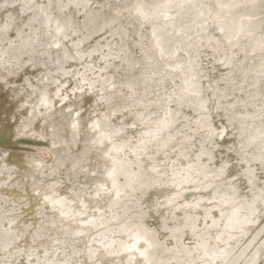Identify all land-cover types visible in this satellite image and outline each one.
Segmentation results:
<instances>
[{
	"label": "bare ground",
	"instance_id": "6f19581e",
	"mask_svg": "<svg viewBox=\"0 0 264 264\" xmlns=\"http://www.w3.org/2000/svg\"><path fill=\"white\" fill-rule=\"evenodd\" d=\"M3 2L4 0H0V4ZM165 2L166 0H11V3L15 4L14 8L9 7L7 12L0 8V235L4 233V230H8L9 242L14 241L7 252L0 250V259L8 257L18 260L19 264H28L29 250L39 247L40 252L33 253L32 257V264H35L36 255H40L43 259L45 245L51 253L50 258L58 260L71 257L73 247L83 248L87 237L73 235L80 224L73 221L61 223L58 213L53 212L50 205L44 204L42 195L35 194L36 190L42 194L47 192L48 186L53 184L57 185L55 190L60 196L75 199L74 194H80V198L88 205L86 218H91L92 209L99 206L105 215V222L112 220L115 216L120 222L127 221L130 228H135L140 222V213H146L143 223L145 227L154 230V234L147 237L153 244L149 251L150 256L157 261L188 259L183 254L177 255L176 249L179 248L183 253V247H180L173 233L167 231L168 228L175 226L169 210L160 209L161 213L167 216V225L155 211H149V208L154 207L153 201L157 197L163 201L164 195L175 193V188L161 186L142 192L139 184L134 185L135 191L132 188L122 187L124 195L115 203L111 213L107 211L109 203H112L111 198L102 196L99 201L92 198L95 195L96 182L104 179L102 165L105 162L100 158L99 146L91 143L96 139L97 133L93 132L89 125L97 119L93 111H103V106L96 105L95 94L87 91L77 92L75 97L65 93L69 95L66 101L60 100L55 95L54 81L66 80L59 75L61 68L67 70L79 68V62L64 60L65 50L70 56L75 53L76 49L73 45L76 41L83 42L84 50L97 47V42L105 47L108 43H112L114 52H119L121 48L125 50L122 55L128 63L121 67L120 62L117 61L108 74L112 75L116 72V67H121V71L116 73V83L119 85L123 82L122 78L127 76L128 81L136 85V99L148 105V110L136 108L134 111L145 112L146 119L153 113L158 114V116L153 115L154 121L163 117L162 109L166 106L163 98L171 95L173 89L176 94L184 96L185 104L182 108L172 105L177 124L171 130H178L176 134L178 132L182 134L177 135L176 140L168 148L171 154L170 159L178 160V168L186 167L188 163H195L196 155L203 150L205 155L200 163L207 165L208 176H211L215 168L219 167L220 158L229 163V171L232 175L246 174L244 170L248 165L238 163L235 155L228 152V147L237 141L238 118H246V123L253 130L256 138L254 143L259 142V116L261 108L264 107V76L260 75L264 66V53L260 51L256 42L264 36V28H262L264 12H261L259 7L252 8L250 6L252 0H224L225 3L242 5L240 8L232 9L230 14L225 13L229 23L233 27H238L241 16L251 17V19L246 18L243 23L245 28L253 33L248 35L245 32L236 41L237 47L233 49L236 56L233 68L229 70L212 60V53L206 48L201 50L199 56L196 55L194 47L198 31L196 24L200 22L197 19V10L190 7L183 9L176 7L177 4L186 3L187 0H172L173 7L169 15L175 19L167 21L166 28L164 21H160L157 26L160 48L164 49V57L160 56V48L156 47V41L152 36L154 21H145L138 15L137 7L142 6L141 10L151 17L155 12V5ZM195 2L198 4L201 0H195ZM204 2L214 5L215 0H204ZM256 2L259 3V0ZM25 4L28 5L27 8H24ZM40 5L44 7L41 8ZM22 8L23 11H21ZM8 12L16 18V23L5 33L2 26ZM57 22L66 27L64 35L68 37L64 39L62 35L59 38L60 48L50 46L53 45L56 37ZM178 32H180L179 35ZM188 36H192L193 41H189ZM185 52H189L190 55H185ZM189 59L194 62L192 66L188 64ZM137 64L139 68L134 67ZM178 64L183 65V69L173 71ZM130 65L133 66L131 69ZM146 70L149 74L155 73L150 75L147 84L142 78L139 81L132 80L133 76L142 77ZM193 71L197 77L194 82H198L201 86L202 95L199 97L189 96L182 91L185 87V78H190ZM227 71L234 73L231 77L237 85L234 90L230 82L216 83ZM200 73H203V76ZM71 82L74 83V79ZM241 84L242 88L239 87ZM33 88L36 92L32 91ZM216 89L220 92L227 90L225 98L220 100L222 107L219 111L216 109L215 102L210 100L213 95L219 98ZM45 91L48 94L50 108L40 104V96ZM120 91L127 94L126 89H116L117 93ZM158 97L161 98L159 105L149 104V101H157ZM201 100H209L206 112L200 107ZM119 103L123 106L125 103L131 105L132 102L121 98ZM231 104L236 105L235 109L228 107ZM68 108H72L73 111L69 113ZM76 112H80L79 117L76 116ZM176 112L179 113L178 116L175 115ZM125 117L126 122L134 119L133 115L125 113L124 117L118 116L114 119L113 124L119 126V120ZM205 117L207 120L204 119ZM230 119L232 123H229ZM74 122L78 123V129L72 128ZM209 128L219 135L209 139ZM17 129H21L19 134ZM169 131L163 133V138L168 136ZM126 135H131V132ZM115 139L119 143L124 136ZM173 147L186 152V156L191 159L181 157L179 152L172 153ZM208 155L213 157L214 164H209ZM128 158L135 161V157ZM161 159H164L163 155L157 157L158 161ZM76 162L88 168L89 172L85 173L79 169L72 172V166ZM98 164L101 167L98 168ZM168 167L170 169L171 165ZM253 167L258 166L253 165ZM197 170L200 171V169ZM91 171H96L97 176L93 177ZM128 171L136 172L138 169L133 167ZM150 175L157 180L163 179L156 177L155 174ZM204 176L203 171L199 176L193 175V183L186 185L183 191L184 199L177 198L178 204L201 201L200 209H180L177 212L179 217H183L185 211L200 216L201 219L197 225L199 228H203L205 224L203 209L213 207L208 203L211 189L201 183ZM227 178L231 179V176ZM118 182L123 186L125 177L120 175ZM260 187L258 179L254 187L247 182L243 187L238 184L237 191L243 196L242 198L234 196V199L247 198L251 201L254 194L259 195ZM73 207L79 210V205ZM239 207L241 208L239 217L243 219L247 212L243 211V203ZM209 215L211 218L220 219L219 212L214 208ZM9 221H13L11 228H9ZM211 222V219L207 221L209 225ZM115 225L116 221L113 220L109 226L115 227ZM65 227L69 230L67 236L61 231ZM38 229L43 230L41 235L45 239L33 244V234ZM84 230L89 231L88 228ZM91 231L95 233V229ZM217 231L224 233L222 239L227 241V243H220L219 247L231 246L235 249L237 244L240 245V250L236 251L233 259H241L240 251L251 258L259 250L258 264H264V248L261 247L264 241L259 237L258 226H246L247 235L244 237H240L239 230L233 232L232 234L239 239L232 241H228V234L223 228V223L219 229H210V234L214 237ZM56 238L62 243L54 244L53 239ZM114 238L131 243L127 235L117 234ZM182 238L184 246H193L191 232H187ZM253 238L255 243L252 242ZM76 240L80 243L73 244ZM212 243L215 244L216 241L213 240ZM65 245H67L66 249ZM138 247L143 249V243L141 242ZM55 249L60 250L58 255ZM128 255L122 252L121 256L109 259L121 260L126 264ZM132 255L136 256L135 264H143L138 253L133 252ZM196 258V256L191 257V259Z\"/></svg>",
	"mask_w": 264,
	"mask_h": 264
},
{
	"label": "snow or ice",
	"instance_id": "6c2138e0",
	"mask_svg": "<svg viewBox=\"0 0 264 264\" xmlns=\"http://www.w3.org/2000/svg\"><path fill=\"white\" fill-rule=\"evenodd\" d=\"M51 5H49L50 7ZM247 6V5H244ZM252 8H257L264 12V0H252L250 5ZM9 7L14 8L15 4L11 3V0H4L0 4V8L7 12ZM28 5L25 4L24 8ZM41 8L44 5H40ZM172 0H166L165 3L155 5V12L150 17L147 13H144L141 9L142 6L137 7V13L145 21H154L152 24V36L156 41V47L160 48L159 37L157 36V26L160 21H164V27H168L167 21L174 20L175 18L169 15V11L172 9ZM178 8L190 7L197 10V19L200 21L196 24L198 31L196 32L194 47L196 55L201 54V50L206 48L212 53L211 59L217 64L223 66L225 69L231 70L233 68V61L235 59L236 53L233 51L237 47L236 41L241 37V34L247 32L248 35H252L251 31L245 28L243 21L251 19V17H240V24L238 27H233L225 13H231L232 9L240 8L242 5L237 3H225L224 0H215L214 5L209 2H204L201 0L200 3H196L195 0H187L186 3L177 4ZM63 10V5H61ZM23 11V8L21 9ZM119 14V13H118ZM259 19V17H257ZM16 23V18L8 12L3 19V31L7 33L10 27ZM264 28V26H262ZM56 37L54 38L53 45L56 48H60V37L63 35L64 39L68 37L65 34L66 27L60 25L57 22L56 26ZM75 34V33H74ZM178 35L180 32L177 33ZM189 41H193L192 36H188ZM82 41L74 42L73 47L76 49L73 55H69L67 50L64 53V60H72L74 62H79V68H74L71 70L61 68L59 75L66 78L65 81L57 79L54 81L56 85L55 95L62 101L69 99V95L65 93H70L72 97H75L77 92L84 93L87 91L90 94H95V104L98 106H103V111H93V115L97 119L89 125L93 132L97 133L96 139L92 140L94 146L98 145L100 148V158L105 162L102 165L103 168V181H97L94 186L95 195L93 199L100 200L102 196H107L112 199V203H109L107 211L112 212V208L115 203L118 202L124 193L122 192V187L124 189L132 188L133 191L136 190L134 185L139 184V188L143 192L144 190L154 188V187H165V188H175L176 191L173 195H164L163 201L157 197L153 201L154 207L149 208V211H155L167 225V216L161 213L160 209L165 208L169 210V214L172 217L174 227L168 228L167 231L173 233V236L178 240L180 247H183V253L180 249H176L177 255H185L188 259L184 261L179 260H167V261H157L154 257L150 256L149 251L153 247V244L148 240L149 235L154 234V230L145 227L143 221L146 213H140V222L135 226V228H130L128 222H120L118 217L113 216L112 220L105 222V215L99 206L92 209L93 215L91 218L88 217V205L85 204L84 200L80 198L79 193H75V199H69L67 196H60L55 190L57 185H49L48 191L41 193L39 190L35 191L37 196L42 195L43 202L45 205H50L51 210L58 213L61 223L67 221H73L80 224V227L74 230L73 235L76 237H87L84 241L83 248H72V256L66 259H55L50 258L51 253L48 251L47 246H44L43 259L40 255H36L35 264H125L121 260H110L112 257H119L123 253H128V259L126 264H135L136 256L132 255L133 252L138 253L139 257L142 259L143 264H258V258L260 256V251L258 250L253 254L251 258L247 257V254L240 251V260H235L232 257L236 254V251L240 250V245L237 244L236 248L231 246L227 248L219 247L220 243H227L223 241L222 237L224 233L217 231V234L213 237L210 234V229H219L220 225L223 223V228L228 234V241L238 240L239 238L234 236L232 233L239 230L240 237L247 235L246 226H258L259 227V237L264 241V188H260L259 195H253L251 202L247 203L248 212L247 215L240 219L239 208H233L231 212L226 213L223 210V206H228L235 203L234 196H228L226 194L217 195L212 194L211 199L208 200L209 205L213 207L204 208L203 219L205 221L204 227L199 228L198 222L201 217L191 214L185 211L183 217L177 216V212L180 209H200L201 201L196 200L195 203H184L178 204L177 198L183 200V191L186 185L193 183V175L199 176L201 171L204 172L205 178H207V165L200 163L202 157L205 155L203 150L200 154L196 155L195 163H188L186 167H177L178 160L170 159V153L168 151L169 145L176 140L177 135L182 133H177L176 135H168L163 138V133L171 130L177 124L174 118V110L172 105L175 104L178 108H182L185 104V99L183 95L176 94L175 89L173 93L168 95L165 100L166 106L163 107V117L153 120V113L145 118V112L134 111L136 108H144L145 111L148 110V105L143 104L141 101L136 99L137 87L134 83L129 82L127 76L122 78L119 85L116 83V73L121 71V67L127 64V59L124 58L122 53L124 49L121 48L119 52H114V45L108 43L105 47L104 45H98L90 50L82 49ZM260 51L264 53V36L256 42ZM192 46V45H190ZM185 55H190L189 52H185ZM160 56L164 57V49L160 48ZM219 57V59H217ZM119 61L121 67H116V72L109 75L111 68ZM193 60L189 59V66L193 65ZM130 69L133 67L129 66ZM135 68H139V65H134ZM183 65H177L173 71L182 70ZM215 70V69H213ZM150 75H155V73L149 74L147 70L142 74V77H132L133 81H139L141 78L144 83L147 84ZM203 76V73H200ZM234 75L232 71L224 72L221 75V80L216 83L230 82L235 89L236 81L232 80L231 77ZM247 75V73H245ZM260 75L264 76V66ZM46 79V77H45ZM74 79V83L71 80ZM197 80L196 75L193 74L190 78H185L183 92L187 93L189 96H201V86ZM240 88L243 85H239ZM126 89L127 94L124 91L116 92V89ZM36 92V89H32ZM226 91L219 93V98L216 95L210 97V100L215 102L216 109L219 111L222 107L220 100L225 98ZM111 93V94H109ZM125 101H131V105L125 103L123 106L120 105L119 99ZM161 98L158 97L157 101H149V104L159 105ZM209 100H201L200 107L203 111H207V105ZM40 104L45 107H51L49 103L48 94L45 91L40 96ZM228 107L235 109L236 105L231 104ZM69 113L73 111L72 108H68ZM261 112H264V107L261 108ZM131 114L134 116L129 122H126V117L119 120V126L113 124L114 119L118 116L124 117V114ZM175 115H179L178 112ZM76 116H80V112H76ZM207 120V118H204ZM232 123V120H229ZM154 126H151L153 125ZM79 125L77 122L72 124L73 129H78ZM26 131V129H25ZM21 129H17L19 134ZM131 132V135H126V133ZM209 139H212L215 135H219L213 129L209 128ZM124 136V139L119 143L116 142L117 137ZM255 139V138H254ZM259 139L264 140V133L261 134ZM183 143V142H182ZM107 145V146H106ZM179 152L181 157L191 159V157L186 156V152H181L179 149L173 147L172 153ZM116 153V155H113ZM126 153V154H125ZM123 154V155H122ZM87 155V153H85ZM163 155L164 159L157 160V157ZM135 157V161L130 160L128 157ZM209 164L214 163L213 157L208 155ZM259 163L262 168H264V155L260 157H253L251 160H239L238 163L241 165L247 164L248 167L244 170L248 176V184L255 186L257 182L256 168L252 166L253 163ZM158 164L160 166H158ZM169 165L171 168L169 169ZM101 167V165H97ZM135 167L138 169L136 172L128 171ZM230 165L227 161L221 159L219 162V167L215 168L212 172L218 179H224L231 176L232 180L236 179V176L232 175L229 171ZM79 169L82 172H89L88 168L82 167L80 162H76L72 166V172H76ZM197 169H200L198 171ZM150 174H155L156 177H162L163 179L157 180ZM93 177L97 176L96 171H91ZM123 175L125 177V183L122 186L118 182V177ZM232 180H228L229 185L232 184ZM264 183V181H261ZM83 187V185H82ZM207 188L214 187L213 185H207ZM199 189H197L198 191ZM233 192L236 191L235 188L232 189ZM251 191V189H250ZM247 202V198H245ZM74 205H79V210L74 208ZM213 208L219 212L220 219L210 217V213ZM211 219V225L207 221ZM116 221L115 227H110L109 225L112 221ZM226 221V222H225ZM13 221H9V228L12 227ZM56 220H53V226L55 227ZM98 225V227H97ZM88 228L89 231L84 229ZM95 229V233L91 231ZM103 229V231H101ZM142 230V231H141ZM42 229H38L36 233L33 234V244H37L38 241H43L45 237L41 235ZM61 231L68 235V228H62ZM187 232H191L193 236V246L186 247L183 242V235ZM117 234L127 235L131 243H126L125 241H119L114 237ZM52 239L51 237H48ZM215 240L216 243L213 244L212 241ZM143 243L144 247L141 249L138 247L139 244ZM253 243H255V238H253ZM53 243L56 245L62 242L56 238L53 239ZM80 241H73V244H79ZM264 248V245H261ZM67 245H65V249ZM57 255L59 254V249H55ZM169 251H173L169 249ZM40 248H32L28 252V264H32L33 253H39ZM202 253V255H201ZM67 256V251H65ZM196 256V259H191V257ZM83 257V259H80Z\"/></svg>",
	"mask_w": 264,
	"mask_h": 264
},
{
	"label": "clouds",
	"instance_id": "9594fccd",
	"mask_svg": "<svg viewBox=\"0 0 264 264\" xmlns=\"http://www.w3.org/2000/svg\"><path fill=\"white\" fill-rule=\"evenodd\" d=\"M85 40H87V37H85ZM98 45H99V42H97V46ZM259 120H260L259 137H260L261 134L264 133V112L260 111ZM238 122H239V128L237 129V133H236L237 141L228 147V152L233 153L235 155V158L238 161L239 160H251L253 157L258 158L261 155H264V140H261L258 137L259 142L254 143V140L256 138L253 135V130H251L249 125L246 123V118H238ZM176 131L178 130H170L168 135H176ZM220 159H223V158H220ZM253 165L258 166L256 167L257 179L259 180V183L261 185L260 188H264V183H261V181H264V168H262L258 162L253 163L252 166ZM228 180H232V177L231 179H228L227 177L224 179H218L214 175H211V176L207 175V178H205L204 176L201 179V183L204 186H207V185L214 186L210 188L211 196L209 199H211L213 193H216L217 195L228 193L229 194L228 196H240L242 198L243 194L237 191V185L239 184L241 187L244 186L245 182H247L248 180L247 173L244 175H237L236 179L232 180L231 185H229V183L227 182ZM233 188L236 189L235 192L232 191ZM250 202L251 201H248V200L246 202L243 199L242 200L235 199V203L233 204H230L228 206H223V205H218V206L223 207V210L226 213H228L233 208H239L241 210L239 205L243 203V211L248 212L247 203H250ZM8 237H9L8 230H4V233L0 235V245H2V247H0V250L4 252H7L8 249L12 247V243L14 242V241L9 242ZM9 256H11V254H9ZM0 264H19V261L6 257L3 259H0Z\"/></svg>",
	"mask_w": 264,
	"mask_h": 264
}]
</instances>
